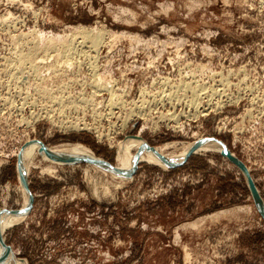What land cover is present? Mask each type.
I'll list each match as a JSON object with an SVG mask.
<instances>
[{"label":"rangeland","instance_id":"374dc122","mask_svg":"<svg viewBox=\"0 0 264 264\" xmlns=\"http://www.w3.org/2000/svg\"><path fill=\"white\" fill-rule=\"evenodd\" d=\"M80 30L103 43L91 49ZM41 40L72 42L75 55L65 63L57 51L56 64L54 49L34 50ZM20 54L45 69L28 88L10 76ZM192 89L203 115L188 104ZM263 97L264 0H0V211L27 208L18 170L31 196L0 230L3 244L24 264H264V222L219 153L169 169L139 161L122 182L92 163L35 155L25 172L20 161L31 141L78 144L115 167L129 136L166 153L209 137L248 170L264 209Z\"/></svg>","mask_w":264,"mask_h":264},{"label":"bare ground","instance_id":"6f19581e","mask_svg":"<svg viewBox=\"0 0 264 264\" xmlns=\"http://www.w3.org/2000/svg\"><path fill=\"white\" fill-rule=\"evenodd\" d=\"M9 23V22H8ZM94 31V30H93ZM89 31V32H86V31H83V30H80L79 32H77V33H79L78 34V36L80 37L79 38V40L81 41V42H86V41H88L89 42V44H90V46H88V47H90L91 49L92 48H96L95 50H97V46L101 43V41H102V33H101V31ZM31 33V32H30ZM36 33V32H35ZM38 33V32H37ZM27 35V34H26ZM42 35V34H41ZM74 35V34H73ZM77 35V34H76ZM76 35H74L75 37H76ZM28 36H29V33H28ZM28 36H27V38H28ZM35 36H37L36 34H35ZM39 36V35H38ZM38 36H37V38H38ZM22 37H25V36H23L22 35ZM72 36H70V40L72 39V42L73 41H75V43H76V41H78V40H74L73 38H75V37H73V38H71ZM78 38V37H77ZM39 39V38H38ZM38 39H35V41L37 42V40ZM42 39V38H41ZM50 39V38H49ZM66 39H68V38H66ZM43 40V39H42ZM41 40V45H39L38 46V48H35L34 50H38V49H42L43 51H44V49L45 50H47V49H54L55 51V53L58 51L59 52V54H64V56L66 57V61H65V63H67V61H71L70 60V55H75V54H73V52H72V45H71V43L70 44H68V45H64V43L62 44V43H60V45H58V44H55V45H49V41L50 40H48V42H46L45 43V41H47V40H45L44 41V44H43V41ZM70 40H69V42H70ZM34 41V42H35ZM54 41V40H53ZM64 41V40H63ZM62 41V42H63ZM65 41H67V40H65ZM64 41V42H65ZM79 41V42H80ZM31 42V41H30ZM35 42V43H36ZM40 42V41H39ZM56 42V41H55ZM79 42H78V44H79ZM38 43V42H37ZM48 43V44H47ZM51 43H52V39H51ZM50 43V44H51ZM102 43H103V41H102ZM65 44H67V42H65ZM32 46H33V44H31ZM69 45H71V46H69ZM83 45H86V44H84L83 43ZM101 45V44H100ZM99 45V46H100ZM35 46V45H34ZM75 49V48H74ZM95 50H93V51H95ZM39 51V50H38ZM49 51V50H48ZM73 51H75V50H73ZM80 51V50H79ZM91 51V50H90ZM47 52V51H46ZM50 52V51H49ZM52 52H53V50H52ZM77 49H76V51H75V53L77 54ZM97 52V51H96ZM95 52V53H96ZM101 52V51H100ZM30 53V52H29ZM34 53V52H33ZM54 53V59H55V61H56V64H57V62L59 61V60H57L56 58H61V56L60 55H58V56H56V58H55V55H57V53L55 54ZM79 53V52H78ZM44 54H45V51H44ZM44 54L42 55V56H44ZM82 54V53H81ZM97 54V53H96ZM33 55V54H32ZM32 55H19V56H17V62H19L18 63V66H16L17 68L19 67V65H21V64H23V69H22V71H18L17 70V68L14 66V64H13V66L16 68V70H17V72L16 71H14V72H12V74L10 75V74H8V75H10L12 78H13V81L14 80H17V81H20V80H22V83L24 84V87H25V84H26V86H27V84H29V82L30 81H32V79H34L35 80V78L41 73V72H45L44 70L45 69H43V71H41L39 74H38V71H39V67L40 66H37L36 64L38 63V61H37V63L36 64H34V63H30V61L32 60ZM80 56H82V55H79V57ZM47 57V56H46ZM69 57V58H68ZM15 58V57H14ZM63 58V57H62ZM45 59V58H44ZM43 59V61L42 62H44V63H46L45 62V60ZM47 59H49V58H47ZM72 59H73V57H72ZM76 59V58H75ZM16 60V59H15ZM50 60V59H49ZM48 60V61H49ZM74 60V59H73ZM73 60H72V62H73ZM78 60V59H77ZM80 60V59H79ZM39 61L41 62V60L39 59ZM47 61V60H46ZM51 61H52V59H51ZM51 61H49V62H51ZM54 61V62H55ZM63 61V60H62ZM61 61V63H63ZM14 62V61H13ZM12 61L11 62H9V63H13ZM53 62V61H52ZM84 62V61H83ZM83 62L81 63V64H83ZM43 63V64H44ZM73 63H76V62H73ZM78 63H79V61H78ZM78 63H77V65H78ZM47 64H48V62H47ZM54 64V63H53ZM52 64V65H53ZM64 64V63H63ZM11 64H9V66H10ZM68 65V64H67ZM90 65V64H89ZM88 65V66H89ZM8 66V65H7ZM42 66V65H41ZM45 66V65H44ZM55 66H57V65H53V67H55ZM59 66V65H58ZM63 66V68H64V65H62ZM65 66H66V64H65ZM70 66H71V64H70ZM75 66V65H74ZM12 67V66H11ZM51 67V70H53V68H52V66H49V68ZM78 67V69L80 68L79 66H77ZM82 67V66H81ZM92 67V66H91ZM15 68H14V70H15ZM76 68V67H75ZM94 68V67H93ZM13 69V68H12ZM48 69V68H47ZM59 69V68H58ZM70 69V68H69ZM72 69H73V67H72ZM71 69V70H72ZM8 70L10 71V69L8 68ZM7 70V71H8ZM50 69H48V71H49ZM91 70H93V69H91ZM47 71V72H48ZM66 71H67V68H66ZM69 71V70H68ZM46 72V73H47ZM54 72V71H53ZM92 72V71H91ZM94 72H96L95 71V69H94V71L92 72V73H94ZM7 73H9V72H7ZM51 73H52V71H51ZM48 74V73H47ZM41 75V74H40ZM44 75H45V73L42 75L43 77H44ZM67 75V74H66ZM95 75H97V77H98V75L99 74H95ZM100 76V75H99ZM41 76H39V78H40ZM38 78V77H37ZM47 78V77H46ZM50 79H51V77H50ZM98 79H100V78H98ZM102 79V78H101ZM100 79V80H101ZM40 80V79H39ZM42 80H43V78H42ZM93 80H94V78H93ZM91 81V82H93L94 83V81ZM95 80H96V78H95ZM99 80V81H100ZM13 81H12V83H13ZM16 81V82H17ZM99 81H97V83L99 82ZM102 81V80H101ZM34 82V81H33ZM37 82V81H36ZM36 82H35V84H36ZM39 82V81H38ZM42 82V81H41ZM41 82H39V83H41ZM66 82H67V79H66ZM66 82H65V84H64V86L66 87ZM106 82V81H105ZM15 83V82H14ZM72 82L70 81L68 84H71ZM96 84V83H95ZM101 84V83H100ZM102 84H104V83H102ZM106 84V83H105ZM104 84V85H105ZM16 85H18L17 83H16ZM20 85V84H19ZM30 85V84H29ZM33 85V84H32ZM92 84H90V86H91ZM93 86V85H92ZM95 86H97V84L95 85ZM35 88H36V86H34ZM50 87H51V83H50ZM56 87V86H55ZM58 87H60V86H58ZM57 87V88H58ZM65 87H63L62 86V90H63V88H65ZM94 87V86H93ZM98 87V86H97ZM111 87H112V85H111ZM25 88H28V86L27 87H25ZM33 88V87H32ZM31 88V89H32ZM53 88V87H52ZM103 88H104V86H103ZM103 88H101V89H103ZM113 88V87H112ZM112 88H110L111 89V91L113 90ZM38 89V88H37ZM60 89H61V87H60ZM107 89H109V88H106V90ZM25 90V89H24ZM32 90H34L35 91V89H32ZM31 90V91H32ZM55 90V89H54ZM105 90V91H106ZM19 91H22L21 89L19 90ZM30 91V92H31ZM33 91V92H34ZM95 91V90H94ZM107 91H109V90H107ZM27 92V91H26ZM29 92V91H28ZM27 92V93H28ZM37 92V91H36ZM38 92L40 93V91L38 90ZM95 92H97L98 93V91H95ZM116 92V91H115ZM19 93V92H18ZM23 93H25V92H23ZM42 93H45L44 91L42 92ZM49 95H51L50 93H51V90L49 91V92H47ZM112 93V92H111ZM110 93V94H111ZM20 94V93H19ZM26 94V93H25ZM36 94H38V93H36ZM114 94V93H113ZM112 94V95H113ZM49 95H48V97L47 98H49ZM116 95V94H115ZM37 96V95H36ZM44 96V95H43ZM197 96H198V93H197V90H195V89H192V100H191V102H188V104L190 103V105L191 106H193V111H195V113H193V114H195V116L196 115H198L199 113H201L202 114V112H205V111H207L206 109L207 108H209V106L206 108V107H204V109H201V111H198V102H195V98H197ZM38 97H40V96H38ZM37 97V98H38ZM110 97H111V95H110ZM115 97V96H114ZM170 97V96H169ZM41 98V97H40ZM51 98H53V97H51ZM56 98V97H55ZM54 98V99H55ZM59 98V97H58ZM112 98H113V96H112ZM119 98V97H118ZM166 98V97H165ZM168 98V97H167ZM264 98V97H263ZM53 99V100H54ZM86 99V98H85ZM115 99V98H114ZM198 99V98H197ZM196 99V100H197ZM234 99H237V98H234ZM233 99V100H234ZM252 99H254V98H252ZM262 99V98H261ZM49 99H47V101H48ZM69 100V99H68ZM81 100V99H80ZM87 100H90L89 98L87 99ZM87 100L85 101L86 103H85V105L87 104ZM110 100H111V98H110ZM109 100V101H110ZM167 100V99H166ZM263 100V99H262ZM55 102L57 101V100H54ZM63 101H64V97H63ZM70 102H71V100H69ZM68 101V102H69ZM82 101V100H81ZM91 101V100H90ZM108 101V100H107ZM108 101V102H109ZM211 101V100H210ZM209 101V102H210ZM229 101V100H228ZM59 101H57V103H58ZM61 102H62V99H61ZM111 102H113V101H111ZM110 102V103H111ZM116 101H114V103H115ZM119 102V104H120V102L121 101H118ZM117 102V103H118ZM124 102V101H123ZM208 101H207V103H209ZM236 102V101H235ZM262 102H264V101H262ZM261 102V103H262ZM50 103H51V100H50ZM53 103V102H52ZM52 103H51V105H52ZM57 103H55V104H57ZM88 103H90V102H88ZM116 103V104H117ZM122 103V102H121ZM196 103V104H195ZM225 103H226V101H225ZM24 104V103H23ZM22 104V105H23ZM59 104V103H58ZM64 104V103H63ZM74 104V103H73ZM112 104V103H111ZM115 104V105H116ZM123 104V103H122ZM21 105V106H22ZM61 105H62V103H61ZM71 106H72V103L70 104ZM75 105H77V104H75ZM83 105V104H82ZM93 105V104H92ZM112 105H114V104H112ZM206 105V104H205ZM209 105H211V104H209ZM49 106V105H48ZM67 106V105H66ZM71 106H69V107H71ZM78 106V105H77ZM84 106V105H83ZM94 106V105H93ZM110 106V105H109ZM263 106V105H262ZM57 107V106H56ZM62 107V106H61ZM65 107V106H64ZM72 107H74V106H72ZM71 107V108H72ZM81 107V106H80ZM107 107H108V105H107ZM111 107V106H110ZM109 107V108H110ZM189 107V106H188ZM211 107V106H210ZM220 107V106H219ZM59 108V107H58ZM63 108V107H62ZM82 108V107H81ZM94 108V107H93ZM115 108V107H114ZM206 108V109H205ZM212 108H215V107H212ZM65 109V108H64ZM113 109V108H112ZM200 109V108H199ZM210 109V108H209ZM262 109H264V108H262ZM60 110H61V108H60ZM59 110V111H60ZM110 110H111V108H110ZM138 110H140V109H138ZM262 111V110H261ZM61 112H62V110H61ZM131 112V111H130ZM251 112V111H250ZM259 113V112H258ZM141 114H143V113H141ZM167 114H168V112H167ZM166 114V115H167ZM171 114H173V112H171ZM189 114V113H188ZM245 114H246V112H245ZM251 114V113H250ZM48 115V114H47ZM133 115V114H132ZM163 115V114H162ZM175 115V114H174ZM203 115V114H202ZM205 115V114H204ZM249 115V114H248ZM252 115V114H251ZM131 116V115H130ZM129 116V117H130ZM159 116H160V114H159ZM158 116V117H159ZM168 116H170V113L168 114ZM188 116V115H187ZM247 116V115H246ZM193 117V116H192ZM166 118V117H165ZM170 118H172V116L170 117ZM173 118H174V116H173ZM128 119V118H127ZM126 119V120H127ZM159 119H160V117H159ZM163 119V118H162ZM169 120V119H168ZM174 120V119H173ZM172 120V121H173ZM170 121V120H169ZM124 122H126V121H124ZM171 122V121H170ZM62 123V122H61ZM123 125L122 126H124V124H126V123H123V121L121 122ZM68 124V123H67ZM67 124H66V126H67ZM71 123H69V125H70ZM62 125V124H61ZM64 125V124H63ZM77 125V124H76ZM75 124L73 125V126H71L72 128H77V126H76ZM82 126H84V125H82ZM176 126V125H175ZM69 127V126H68ZM65 128V127H64ZM120 128H122L121 126H120ZM174 128H176V127H174ZM220 130V129H219ZM203 138V137H202ZM198 139H201V138H198ZM204 139V138H203ZM142 140V139H141ZM140 139H138V136H129L125 141H122V142H119L118 144H117V150L115 151L116 152V159H115V167H113L115 170H117L119 173H121L122 175H117V174H115L114 173V171L113 170H110L108 167H106V166H104V165H102V166H99V165H97V166H94L93 165V167H96V169L97 168H99V169H102L103 171H108L111 175L110 176H112V177H114V176H118L117 177V179H118V181H125V180H127L126 179V177H125V175L129 172V171H131L134 167H135V165L139 162V161H145V162H147L148 164L150 163V164H152V165H156L157 167H160V168H166L165 166H164V164H167V165H176V164H178V163H181L182 161H183V159L185 158V156H186V154H187V152L189 151V150H191L192 149V155L193 154H197V153H200V152H206V151H212V152H215V153H219V154H223V152H222V150H221V147L217 144V143H215V141H213V140H210L209 139V137H206L204 140H202V142H200V143H198V144H196V146H194L193 147V144H194V142L197 140V139H195L194 141H192V142H190V143H188V144H186V145H181L182 147L178 150V151H176V152H171V153H166L165 152V149H167V147H169V145H166V146H164L163 148H161V149H158V150H153V149H151V148H149V146L148 147H146V145H144L143 144V142L141 141ZM41 143V142H40ZM185 143H187V142H185ZM174 145H177V144H174ZM43 145H40L39 144V142L38 141H31L30 143H28V144H26V146L23 148V150H22V153H21V158H20V161H21V164L23 165V168H24V171L26 172V169L28 168V166H30V163H31V160L35 157V155H37V156H39L41 159H42V161H46V162H48V163H52V164H54V163H58V164H62V161L61 160H59V158L60 159H66V160H69V161H75V160H78V159H86V160H90V159H95V157L93 156V154L87 149V148H85L84 146H81V145H78V144H76V145H70V146H58V147H54V148H52V147H44L45 149L43 150V147H42ZM115 146V145H114ZM171 146V145H170ZM180 147V146H179ZM132 151V152H131ZM231 154V153H230ZM232 155V154H231ZM50 168L51 167H49L48 168V171L50 170ZM47 171V170H46ZM45 171V172H46ZM47 171V172H48ZM248 171V170H247ZM51 172V171H50ZM26 209V204H25V202H24V205H23V207H22V210L21 211H24ZM225 213H227V212H225ZM17 218H19V217H16L15 215H12V214H6V215H3L2 217H1V219H0V230H2V229H4L5 227L4 226H9L10 225V221L9 220H15V219H17ZM12 222V221H11ZM24 262H23V260H18V259H16L14 256H12L11 255V253H10V250H7L6 252H4L3 250H2V247L0 246V264H23Z\"/></svg>","mask_w":264,"mask_h":264},{"label":"water","instance_id":"95a60500","mask_svg":"<svg viewBox=\"0 0 264 264\" xmlns=\"http://www.w3.org/2000/svg\"><path fill=\"white\" fill-rule=\"evenodd\" d=\"M135 137V136H134ZM138 139H140L141 140V138H139L138 137ZM210 140H213V141H215V143H217L220 147H221V150H222V152H223V157H225L228 161H230L232 164H234L237 168H238V170L242 173V175L244 176V178H245V180H246V183H247V186H248V188H249V192H250V194H251V196H252V199H253V202H254V205H255V208H256V210H257V212H258V214L260 215V217L262 218V220H263V222H264V209H263V206H262V204H261V202H260V199H259V197H258V194H257V191H256V188L254 187V184L252 183V180L250 179V177H249V175H248V172L245 170V168L228 152V150L226 149V147L220 142V141H218V140H216V139H214V138H209ZM202 140H204V139H201V140H198V141H195L194 142V144H193V147L194 146H196V144H198V143H200V142H202ZM142 142H143V144L144 145H146V143L143 141V140H141ZM39 142V141H38ZM39 144L40 145H42L40 142H39ZM43 147V146H42ZM146 147H148L147 145H146ZM45 148L43 147V150H44ZM192 149L191 150H189L188 152H187V154H186V156H185V158L183 159V161L181 162V163H178V164H176V165H167V164H164V166L167 168V169H169V168H174V167H176V166H179V165H181V164H183L185 161H186V159L187 158H189L191 155H192ZM59 160H61L62 161V163H65V164H74V163H81V162H84V163H92V164H94V165H99V166H102V165H104V166H106V167H108L110 170H113L114 171V173L115 174H117V175H122L121 173H119L117 170H115L109 163H106V162H104V161H102V160H100V159H97V158H95V159H90V160H86V159H78V160H75V161H69V160H66V159H60L59 158ZM135 167H136V165H135ZM135 167L131 170V171H129L126 175H125V177H126V179H130V177L132 176V173H133V171H134V169H135ZM18 173H19V178H20V181H21V183H22V185H23V187H24V191L26 192V195L28 196V201H27V208L25 209V211H23V212H11V211H6V210H2V211H0V219H1V217L3 216V215H6V214H12V215H15L16 217H24L25 216V214H26V212H27V210H28V207L30 206V200H31V196H30V194H29V192H28V190H27V187H26V183L24 182V180H23V177H22V174L20 173V171L18 170ZM121 177V176H120ZM0 246L2 247V250L4 251V252H6L7 250H8V248L3 244V241H2V239H1V237H0ZM19 260V259H18ZM24 264V263H23Z\"/></svg>","mask_w":264,"mask_h":264}]
</instances>
